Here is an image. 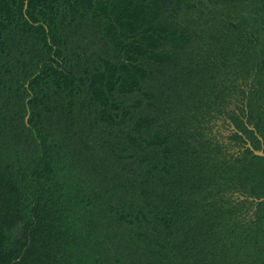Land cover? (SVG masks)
<instances>
[{
  "label": "trees",
  "instance_id": "1",
  "mask_svg": "<svg viewBox=\"0 0 264 264\" xmlns=\"http://www.w3.org/2000/svg\"><path fill=\"white\" fill-rule=\"evenodd\" d=\"M262 148L264 0H0V264H264Z\"/></svg>",
  "mask_w": 264,
  "mask_h": 264
},
{
  "label": "water",
  "instance_id": "2",
  "mask_svg": "<svg viewBox=\"0 0 264 264\" xmlns=\"http://www.w3.org/2000/svg\"><path fill=\"white\" fill-rule=\"evenodd\" d=\"M250 146V144H248ZM256 156L264 158V149L262 148L260 151H254Z\"/></svg>",
  "mask_w": 264,
  "mask_h": 264
},
{
  "label": "flooded vegetation",
  "instance_id": "3",
  "mask_svg": "<svg viewBox=\"0 0 264 264\" xmlns=\"http://www.w3.org/2000/svg\"><path fill=\"white\" fill-rule=\"evenodd\" d=\"M264 149V148H263Z\"/></svg>",
  "mask_w": 264,
  "mask_h": 264
}]
</instances>
